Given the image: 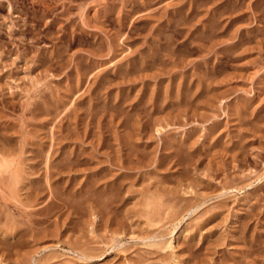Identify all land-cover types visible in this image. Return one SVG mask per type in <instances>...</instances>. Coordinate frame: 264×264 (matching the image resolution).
I'll use <instances>...</instances> for the list:
<instances>
[{"label": "rangeland", "instance_id": "rangeland-1", "mask_svg": "<svg viewBox=\"0 0 264 264\" xmlns=\"http://www.w3.org/2000/svg\"><path fill=\"white\" fill-rule=\"evenodd\" d=\"M0 264H264V0H0Z\"/></svg>", "mask_w": 264, "mask_h": 264}, {"label": "bare ground", "instance_id": "bare-ground-1", "mask_svg": "<svg viewBox=\"0 0 264 264\" xmlns=\"http://www.w3.org/2000/svg\"><path fill=\"white\" fill-rule=\"evenodd\" d=\"M179 133H180V132H179ZM138 140H139V139H138ZM79 148H80V147H79ZM153 149H154V148H153ZM199 169H200V168H199ZM95 176H96V175H95ZM115 180H116V179H115ZM160 185H161V184H160ZM95 187H96V186H95ZM260 188H261V187H260ZM175 189H176V188H175ZM175 189H174V190H175ZM177 189H178V188H177ZM174 190H173V191H174ZM156 197H157V196H156ZM36 198H37V197H36ZM158 198H159V197H158ZM178 198H179V197H178ZM167 199H168V198H167ZM167 199H166V200H167ZM182 199H183V198H182ZM156 201H157V200H156ZM161 202H162V201H161ZM95 203H96V202H95ZM177 203H178V202H177ZM93 204H94V203H93ZM160 205H161V204H160ZM46 213H47V212H46ZM88 219H89V218H88ZM97 228H98V227H97ZM85 254H86V253H85ZM132 259H133V258H132ZM139 261H140V260H139Z\"/></svg>", "mask_w": 264, "mask_h": 264}]
</instances>
